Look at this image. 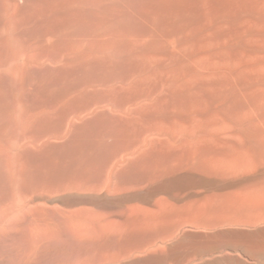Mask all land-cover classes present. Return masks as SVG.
<instances>
[{
  "label": "rangeland",
  "instance_id": "obj_1",
  "mask_svg": "<svg viewBox=\"0 0 264 264\" xmlns=\"http://www.w3.org/2000/svg\"><path fill=\"white\" fill-rule=\"evenodd\" d=\"M260 186L264 0H0V264L243 257Z\"/></svg>",
  "mask_w": 264,
  "mask_h": 264
},
{
  "label": "bare ground",
  "instance_id": "obj_2",
  "mask_svg": "<svg viewBox=\"0 0 264 264\" xmlns=\"http://www.w3.org/2000/svg\"><path fill=\"white\" fill-rule=\"evenodd\" d=\"M246 153V152H245ZM250 155V153L248 152L247 153V155ZM246 155V154H245ZM246 155V156H247ZM248 155V156H249ZM249 157H251V156H249ZM261 187V186H260ZM260 189H262V191L261 190H259V191H252V193H256V194H250V193H246L245 195H248L249 196V198H250V202H254L255 203V205H264V186L263 187H261ZM243 196V195H242ZM213 198L211 199H209V198H207V199H205V200H203L202 202H200V203H198V202H196V203H194V204H191L192 206H197V207H199V208H201V207H205V206H207V205H210V204H212L213 203ZM244 201H247V200H244ZM248 202V201H247ZM249 202V203H250ZM190 207V206H189ZM250 211V210H249ZM254 211H256L255 213H256V215L254 214H252L248 219L250 220V222L251 221H253L254 223L256 222L257 223V221H260V224H263L264 223V209L263 208H256ZM145 214V213H144ZM148 217V216H147ZM247 219V220H248ZM244 220H245V217H244ZM248 220V221H249ZM261 221H262V223H261ZM253 222H251L252 224H253ZM256 223H255V225H256ZM252 224H250V225H252ZM258 225H259V223H257ZM254 224H253V226H255ZM252 226V227H253ZM257 226V225H256ZM258 227H260V226H258ZM263 227H264V225H263ZM261 229V228H260ZM259 229V230H260ZM263 229V228H262ZM253 230V229H252ZM254 230H256V229H254ZM248 232V231H247ZM244 233V232H243ZM243 233H242V235H243ZM225 234V233H224ZM227 234V233H226ZM247 234V233H246ZM245 234V236L247 237V236H249V234L248 235H246ZM253 234H254V232H253ZM252 234V235H253ZM256 235L253 237L252 235V237H248V238H245L244 236V239H243V237L241 238V242L238 240V242L236 241H234V242H231V241H229V242H227L226 244L227 245H230V248L232 249H236V248H238V249H240V251H241V253H242V255H243V257H240L238 254H234V255H238V256H233V254H231V255H229L230 257H226L225 256V254H224V258H222V259H215V257H212V259H213V261H208V262H205V263H202V262H204L205 260H208V259H204V261L202 260V259H200V260H202L201 261V263L202 264H264V229L262 230V231H260V232H256L255 233ZM178 242V241H177ZM179 243L181 244L182 242L181 241H179ZM179 243H177V244H179ZM186 243H187V241H186ZM192 243V242H191ZM195 243H197L196 241H195ZM209 243H212V242H209ZM215 243V242H214ZM214 243H212L211 245H213ZM230 243V244H229ZM172 244V243H171ZM203 244V243H202ZM206 244V243H205ZM204 244V245H205ZM208 244V243H207ZM217 244H218V242H217ZM221 245L223 244V243H220ZM217 245V246H215V247H217L218 248V246H221V245ZM225 244V245H226ZM174 245H176V243L174 244ZM173 245V246H174ZM183 245H185L186 247H187V245H188V243L187 244H184V242L181 244V247H180V245H178L181 249L180 250H182V247H183ZM191 246H192V244H190ZM190 245H188L189 247H190V249H191V246ZM195 245V244H194ZM210 244H208L207 245V247L209 246ZM210 245V246H211ZM214 245H216V243L214 244ZM172 246V245H171ZM184 246V247H185ZM197 246V245H196ZM196 246H192V247H196ZM222 246H224V245H222ZM186 247H185V249H186ZM188 247V248H189ZM200 249L202 248V246L200 247V245L198 246ZM198 247H196V249L198 248ZM212 247V246H211ZM225 247V246H224ZM168 248H170V247H168ZM174 248H176L177 249V247H174ZM188 248H187V250H188ZM193 248V249H194ZM205 248H206V246H205ZM209 249H211L210 247H208ZM171 249H173V248H171ZM175 249V250H176ZM184 249V250H185ZM202 249H204V246H203V248ZM183 250V252H185ZM187 250H186V252H187ZM199 250V249H198ZM197 250V251H198ZM212 250V249H211ZM179 251V250H178ZM193 251V250H192ZM191 251V252H192ZM230 251V250H229ZM228 251V252H229ZM188 252H190L189 250H188ZM190 252V253H191ZM199 252V251H198ZM195 253V249H194V251H193V254ZM236 253V252H235ZM180 254H181V252H180ZM180 254H178L179 256H180ZM189 254V253H188ZM183 255V254H182ZM192 255V254H191ZM197 255H198V253H197ZM241 255V256H242ZM148 256H150V255H148ZM170 256H172V253H171V255ZM170 256L168 257V256H161L160 255V257H159V255L157 256V257H155V256H152V257H154V258H151V259H149V260H147L148 262H147V264H182L181 262H180V259L179 258H170ZM177 256V255H176ZM187 256H189V255H187ZM187 256H186V259H187ZM221 256V255H220ZM219 255H218V257H220ZM231 256H233V257H231ZM182 257V256H181ZM190 257V256H189ZM192 257V256H191ZM24 258V257H23ZM150 258V257H149ZM210 258V257H209ZM25 259V258H24ZM26 259L28 260V257H26ZM25 259V260H26ZM185 259V260H186ZM211 259V260H212ZM215 259V260H214ZM29 260H30V258H29ZM183 259H181V261H182ZM188 260V259H187ZM187 260H186V262H187ZM200 260H198V261H200ZM141 262V261H140ZM183 263H184V261H183ZM192 263H194L195 264V262H191L190 264H192ZM196 264H198V262L196 263ZM199 264H200V262H199Z\"/></svg>",
  "mask_w": 264,
  "mask_h": 264
},
{
  "label": "crops",
  "instance_id": "obj_3",
  "mask_svg": "<svg viewBox=\"0 0 264 264\" xmlns=\"http://www.w3.org/2000/svg\"><path fill=\"white\" fill-rule=\"evenodd\" d=\"M137 148H143V149L147 148V151L145 152V155H152V154L155 155L156 153L158 154V156L161 155V148H160V146H157V147H154L153 146V147H151L150 144H149V142H146V141H144V142H142L140 144L139 143L138 144H134L133 146L130 147V149H133V150H135ZM120 153H123V151H121ZM164 153H165V149L163 147L162 154H164ZM117 156L119 157L120 155L118 154ZM118 157H116V158H118Z\"/></svg>",
  "mask_w": 264,
  "mask_h": 264
}]
</instances>
